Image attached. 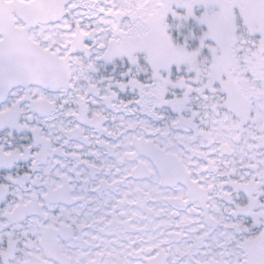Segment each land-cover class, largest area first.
Returning a JSON list of instances; mask_svg holds the SVG:
<instances>
[{
  "label": "snow or ice",
  "instance_id": "6c2138e0",
  "mask_svg": "<svg viewBox=\"0 0 264 264\" xmlns=\"http://www.w3.org/2000/svg\"><path fill=\"white\" fill-rule=\"evenodd\" d=\"M0 264H264V0H0Z\"/></svg>",
  "mask_w": 264,
  "mask_h": 264
}]
</instances>
